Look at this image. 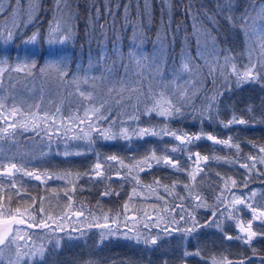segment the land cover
<instances>
[{
  "label": "trees",
  "instance_id": "obj_1",
  "mask_svg": "<svg viewBox=\"0 0 264 264\" xmlns=\"http://www.w3.org/2000/svg\"><path fill=\"white\" fill-rule=\"evenodd\" d=\"M7 2V0H6ZM123 2V0H122ZM202 2L208 8H213L215 0H198L195 7L200 6ZM238 7L236 14L239 15L243 11L247 0H236ZM188 0H172V16L171 27H165L161 24V7L159 0H153V17L151 24L145 23L143 29L144 43L143 50L146 54H153L159 47L157 40L158 34L167 49L166 52V71L163 78L155 76V78L148 77L143 83L142 90L147 92L149 87L153 90H159L162 87L161 79L164 83L173 79V72L179 71L181 62L182 49L187 48L189 52L195 55V41L186 42L185 35L192 31V21L190 17L184 12ZM40 11L37 13L38 19L27 28L23 29L26 35L39 30L40 33L46 37L49 30L50 22L55 24L56 21L63 23L65 19L72 16L68 21L73 27V39L64 45H56L57 48H63L61 55L67 58L69 71L83 75V69L89 67L90 62L93 64L92 70L88 75L97 76L105 67L111 66L112 61L96 64V57L100 52L99 45L104 44L109 53L112 52L113 43L123 52L127 53L132 44V29L131 27H122V21L118 15L117 22L113 28L110 24L105 29V35H100V30L97 27L95 31L91 27L95 23V8L98 6L103 13V0H66L61 3L57 9L56 0H39ZM122 12V9H121ZM255 15V13H253ZM135 11L133 10V17ZM55 17V21H54ZM110 19V18H106ZM165 25L169 17H163ZM100 23H104L102 19ZM205 27L212 28L206 20ZM218 29V31H217ZM213 30V34L217 37L218 47L221 49H230L231 53L237 57L236 63H247L246 52L248 48H253L255 40H249L239 28H233L228 23L220 20L219 24ZM25 37L17 38L14 43L7 46H0V58L8 57L12 64H15L17 57L20 60L27 59L30 62H36V69L31 74L26 72H18L15 70H6L0 76V103L3 105L15 104L26 111H37L36 106L47 112L54 111L55 107H60L64 115L72 114L77 111L83 104L89 106L88 101L82 100L78 94H75L74 89L65 87L59 82L46 78L39 74V68L48 60V48L44 40L38 41L36 44H24ZM114 59V58H113ZM197 63H202L197 61ZM119 74H123V69L118 70ZM207 69L199 74L196 79L201 81L197 85L201 89L199 92L200 99L195 101L197 107L200 106L201 101L205 95H213L215 91L219 90V116L217 119L201 120L198 116L193 117L192 109H186V115L178 117L167 122V127L176 131L178 135L183 133L188 134H212L218 139H227L233 137V143L240 144V150L230 148L224 145L214 144L206 138L188 145L186 149L176 153L164 151L179 145L171 136H149L143 139H134L126 142L122 139L104 141L96 139V142L89 150L82 141H68L69 147L77 148L78 151L84 152L83 155H72L65 157L63 153L66 151L64 140L49 137L40 129L33 130L31 127L25 130L17 127L14 137L9 138L6 142L0 141L2 150H0V163L4 161H13L18 164H25L29 169L38 170L41 172H48L57 176L64 173H70L66 179H56L54 182L50 181L47 184L35 182L32 180L25 181L22 191L27 194L23 199H15L13 193H6L4 188L0 189V204L5 207L16 209L19 207L22 210L29 209L37 220L41 218L39 214V207L43 198V207L47 215L62 214L68 209L78 212L82 211L84 216L81 217L87 222L82 229L84 235H79L78 239L67 238L65 234L61 235L60 246H50L45 254L43 264H85V261L91 259L96 264H161V260L167 258L170 264H176L183 249L193 250L200 246L205 249V255H217L223 253L230 259H235L240 253L244 256H252L251 248L257 250V255L252 256L251 264H260V256H264V238L257 237L253 240L251 248L244 245L239 240H226L224 233L235 236L239 230L236 227L237 223H247L252 219L251 211L244 206H238L240 209L236 213V220H229L225 217H217L222 224L224 232L214 227L204 228L200 231L198 236L189 237L181 240L179 234L160 242L159 247L155 250L146 248L143 244H138L134 239L124 238L122 236L110 237L100 243V229L89 228L88 225L94 221L97 223H109L113 227L111 221L117 220L120 230L128 229L129 223L126 224L124 215L128 212L130 203L135 207L131 211L138 213H148L150 210L156 212L161 210L166 220H171L173 216L179 219L180 208L183 205L184 211H191V205L196 203L195 195L199 194L202 199L209 205H215L218 202L215 197L222 195L225 198V203H220L218 206L221 210L232 211L229 207L228 201H231L233 194L236 196L250 197L252 192H255V197L249 202L254 206L257 204H264V165L257 164L251 173L247 171L243 164L247 161L244 157L249 155H258V149L252 147V143L256 145H264V123L245 125H234L224 127L218 121H227L233 111L237 115L247 118L244 109L248 106H254L256 115L259 116L261 110L264 109V81L260 83H247L242 86H235L230 81V87L226 89L223 86L221 79L216 80V86L213 87L212 78L207 77ZM190 79L187 73L183 74V81ZM107 87L97 81L95 103L99 105L102 99H107L105 95ZM127 96V93H125ZM135 98L128 103L122 105L114 104L109 99L111 105V115L117 121L116 127L128 126V116L134 114L133 106L135 105ZM141 109L143 105H140ZM82 113V108H81ZM109 113H105L107 115ZM120 121H125L124 125H120ZM154 125L157 130L165 125V122L152 115L150 118L147 115H141L139 126L148 127ZM135 127V124H132ZM252 142V143H249ZM40 144V146H38ZM79 145V147H76ZM155 150L158 156L172 155L178 161L184 171H177L175 169L160 165L144 171L134 173L133 176L125 178L127 175L126 169H120L119 175L116 169L120 166L115 162L105 163L107 156L116 155L124 159L125 165L131 167L134 163L127 157H135L136 160L142 159L146 154H150ZM199 152L201 157L209 156L210 159L205 162L200 161L199 166L193 160L188 159L189 153L195 154ZM211 157H218L219 159H212ZM103 164L104 175L96 177L94 173L89 170L96 162ZM201 169L196 175V179L192 180L188 176V172L195 171L197 168ZM88 173V175H85ZM225 179L228 180L227 188L231 191H223L226 189ZM248 180L247 188L243 187L244 180ZM235 180L236 185L233 186L231 181ZM71 181V183L69 182ZM139 181V184L137 183ZM159 181V184L154 183ZM173 182H176L173 187ZM191 185L193 191L189 194V189L185 185ZM75 185L76 190L73 192L72 188ZM8 186V185H7ZM156 186L158 195L152 199L137 198L134 200L133 193L138 187ZM168 186L170 191L166 192L165 187ZM71 195V199L65 193ZM104 192H110V195H102ZM8 195L13 196L11 205H8L6 198ZM37 198L35 203L31 198ZM181 197L186 199L181 200ZM71 205V207H69ZM32 207L36 208L32 212ZM149 209V211H147ZM173 209H175L173 211ZM109 219L105 220L104 217ZM196 216L201 223L212 218V210L209 208H200L196 210ZM175 227V225H171ZM183 226V225H181ZM164 224L161 225V228ZM36 229V228H33ZM74 228L68 231L73 233ZM144 229V227H142ZM145 230V229H144ZM254 231H264V225L259 221L253 223ZM40 231H43L40 229ZM156 230H153L155 234ZM147 230L145 235H147ZM188 264H201L199 260L192 259ZM211 264V258H209Z\"/></svg>",
  "mask_w": 264,
  "mask_h": 264
},
{
  "label": "snow or ice",
  "instance_id": "obj_2",
  "mask_svg": "<svg viewBox=\"0 0 264 264\" xmlns=\"http://www.w3.org/2000/svg\"><path fill=\"white\" fill-rule=\"evenodd\" d=\"M95 2V0H94ZM198 0H188L184 12L190 17L192 21V31L190 34L185 35V41H195V55L193 56L187 48L182 49L181 62L179 71L173 72V79L167 83L161 79L162 87L159 90H153L149 87L147 92L142 90L143 83L148 77L155 78V76L163 75L166 71V52L160 35L158 34L157 40L159 47L157 51L151 55L146 54L143 50L145 23L151 24L153 17V0H103V13L100 7L95 8V23L91 25L93 31L98 27L100 35H105V29L110 24L113 28L117 22L119 15L122 21V27L132 29V44L127 51L123 52L113 43L112 52L109 53L104 44L99 45L100 52L96 57V64L99 65L102 62L107 64V61L111 60V66H107L101 72L99 77L88 75L92 70L93 64L90 62L87 69H83V75H79L75 72L69 71V65L67 58L63 57L61 53L63 48H57L56 45H64L68 41L73 39V27L68 23L72 19L69 15L63 23L56 21L55 24L50 22L47 36L44 37L39 30L32 32L30 35H26L23 29L32 24L38 19L37 13L40 11L39 0H0V46H7L15 42L17 38L25 37L23 39L24 44H36L40 40L49 45L48 48V60L43 66L39 68V74L46 78L53 79L59 84L63 85L65 89H74L75 94L84 100L88 101L89 106L83 104L77 109L75 113L64 116L61 114V108L55 107L54 111H43L37 105V111L33 112L30 109L27 112L21 111L15 106L10 110L4 109V105L0 103V109L7 111V115L4 111H0V120L3 121L7 127L0 126V141L6 142L9 138L14 137L17 127L27 130L29 126L36 130L40 128L44 133L48 134L49 141L52 140L53 135H60L61 129H63V138L65 147L69 146L68 141H82L84 145L91 150V146L96 142V139H102L104 141H112L122 139L126 142H130L134 139H143L149 136L161 137L171 136L176 141H179L177 147L171 149H165L164 151L170 153H176L187 148L188 145L193 144L196 141L206 138L212 141L214 144L224 145L230 148H234L237 151L240 150L239 143H233L234 138L229 137L227 139H218L212 134H188L183 133L178 135L176 131L167 127V122L186 115V109L191 108L193 117H199L203 119H217L219 116V103L222 93L217 90L211 96L205 95L201 101L199 107H197L195 101L200 99V88L197 87L201 83L199 79H196L203 69H207V77L212 78L213 87L216 86V80L219 78L223 81V86L228 89L230 87V81L235 86H242L247 83H260L264 81V0H247L242 12L239 15L236 14L238 4L236 0H215L213 8H208L202 2L199 7H195ZM61 3H65L66 0H56L57 9ZM161 7V24L165 27H171L172 16V0H159ZM122 9V12H121ZM133 10L135 16L133 17ZM255 13V15H253ZM167 15L169 20L165 25L163 17ZM110 18V19H106ZM104 23H100L101 20ZM207 21L212 25V28L205 27L204 21ZM220 20L231 25L233 28H239L240 31L250 40L253 36H259L260 42L257 48H248L246 52L247 63H236L237 57L231 53L230 49H221L218 47L217 37L213 34V30L219 24ZM55 21V17H54ZM218 31V29H217ZM253 53H256V59H253ZM114 58V59H113ZM20 61V57H17ZM201 61L202 63H197ZM7 64V60L0 58V74L4 72L3 65ZM37 67L35 61L29 62L28 60L20 61L15 66V71L24 72L28 70L31 74ZM122 68L123 74H119L118 70ZM9 70H13L11 65H8ZM187 73L190 79L178 83L182 79L183 74ZM97 81L104 84L107 87L106 96L107 99H102L97 105L95 103ZM127 93V96H125ZM135 98V105L133 106L134 114L128 116V126L116 127L117 121L112 117L109 104V99L116 104L122 105L128 103ZM140 105H143L141 109ZM82 108V113H81ZM109 113L105 115V113ZM247 114V118L237 115L233 111L231 117L225 122L219 120L218 122L224 127H230L234 125H249L264 123V109L261 110L259 116L256 115L255 107L248 106L244 109ZM42 113V114H41ZM141 115H147L149 118L152 115H156L161 118L165 125L157 130V127L150 125L148 127H140L139 122ZM9 117L18 118L23 121L17 123L16 119L9 121ZM59 120V123H57ZM120 125H124L125 121H120ZM107 124L108 127L103 125ZM132 124L136 126L133 127ZM52 129L53 131H50ZM72 133V135H69ZM252 143V142H249ZM79 147V145H76ZM253 148L258 149V155H249L244 157L247 161L242 165L249 173L255 168L257 164L264 165V145H256L252 143ZM0 150H2V144H0ZM84 152L65 151L63 155L65 157L72 155H83ZM194 163L199 166L200 161L207 162L210 157L203 156L199 152L195 154L189 153L188 159L193 160ZM212 159H219L218 157H211ZM126 159L134 161L129 167L125 165L124 159L111 155L105 158V163L115 162L120 167L116 169L117 175H119L120 169H126L128 177L133 176L134 173H139L145 170V168H152L153 164L156 166H166L177 171H184L180 164L172 155L158 156L155 150H152L150 154H146L142 159L136 160L135 157H127ZM103 164L99 161L89 170L94 173L96 177L104 175L101 169ZM199 171L197 168L195 171L188 172V176L192 179H196V175ZM19 173H23V176L35 179L42 184H47L48 180L53 179H66L70 176V173H64L57 176L44 172L38 174L35 170L28 171L26 168L17 166L16 163H10L4 165L0 163V178L7 179V188H4L3 184H0V188H4L6 193H13L15 199H23L27 194L22 191L23 185L17 187L16 176ZM88 175V173H85ZM71 183V181H69ZM139 184V181H137ZM159 184V181H154ZM226 189H222L221 192L227 190L228 180L224 181ZM232 185H236V181H231ZM176 182H173L175 187ZM248 180L245 179L243 187L247 188ZM151 191V186H148ZM165 191L170 189L168 186H164ZM185 188L189 189V194L193 191L191 185H185ZM76 190L73 185L72 191ZM110 192H104L102 195H110ZM69 199L71 195L65 193ZM255 192H252L250 197L236 196L233 194L231 201H228L229 207L232 211L221 210L219 208L220 203H225V198L222 195L215 197L218 202L215 205L207 204L199 194L195 195V201L191 205V211H184L183 205L178 206L180 208L179 219L173 216L171 220H166L164 216H158L155 220L145 215L144 229L147 230V235L143 234L139 229H129L127 232L120 233V227L116 219H113L111 223L116 227H111L109 223H97L93 222L88 225L89 228L100 229L99 237L100 243L104 240L118 233L126 238L134 239L138 244H143L150 250H155L159 247L160 242L165 239L174 237L179 234L181 240L188 239L189 237H195L200 234V231L204 228L214 227L224 232L222 224L217 217H225L229 220H236V213L240 210L238 206H244L251 211L252 219L247 221V225L239 222L236 227L239 232L237 235L232 236L224 233L226 240H239L244 245L251 248L252 242L255 238H264V231H254L253 223L259 221L261 225H264V204L253 205L249 201L255 197ZM33 199L34 203L37 198ZM41 206L39 207V214L41 218L36 219L32 216L28 208L23 211L19 207L12 209L10 206L5 207L0 204V264H43L45 258L46 249L44 245L33 248L32 245L27 243L31 240V234L29 232L32 228L47 230L51 233L64 232L65 229L60 223L51 216L47 215V218H43L46 214V210L43 207V198H39ZM181 200L186 199L181 197ZM13 196L8 195L6 202L11 205ZM71 207V205H69ZM200 208H209L212 210V218L201 223L196 216V210ZM175 209H173L174 211ZM32 212L36 211L35 207H32ZM76 217H83L84 213L78 211L75 213ZM66 217H60V220ZM29 219L32 223H29ZM105 220L109 217L105 216ZM52 223H49V221ZM161 222L164 223V227L161 228ZM140 223L139 220L136 221ZM55 225V227L53 226ZM171 225H175L172 227ZM183 225V226H181ZM125 226H127V221ZM153 230L155 234H153ZM73 232H79L80 235H84L82 229L74 228ZM23 232V235L21 234ZM131 233V235H130ZM69 238L71 234H69ZM24 242V243H21ZM57 244L59 241L57 240ZM7 251V257L5 253ZM252 256L257 255V250L251 248ZM252 256H244L240 253L237 258L230 259L223 253L217 255L209 254L205 255V249L197 246L193 250L183 249L181 255L176 264H188L189 260L196 259L201 264H209V258H211V264H251ZM260 264H264V256H260ZM85 264H96L95 261L89 259L85 261ZM125 264V262H121ZM161 264H170L167 258L161 260Z\"/></svg>",
  "mask_w": 264,
  "mask_h": 264
},
{
  "label": "rangeland",
  "instance_id": "obj_3",
  "mask_svg": "<svg viewBox=\"0 0 264 264\" xmlns=\"http://www.w3.org/2000/svg\"><path fill=\"white\" fill-rule=\"evenodd\" d=\"M255 40V44L253 43V48H257V45L259 44L260 42V37L259 36H253L251 37V40ZM257 51H258V48H257ZM4 59L7 60V64L3 65L2 67L4 68V72H6V70H8V65H11V62L8 60V57H4ZM253 59L255 60L256 59V53H253ZM24 60H27V59H22L20 61H24ZM20 61H16L15 64H12V68L13 70L15 69V66L20 62ZM29 61V60H28ZM30 62V61H29ZM28 70H25L24 72H26ZM2 73V74H3ZM0 74V76L2 75ZM16 107L18 109H20L21 111H24V112H27L24 108H21L15 104H11V105H4V109L10 111L13 107ZM4 109H0V111H4V114L7 115V111H5ZM35 112V111H33ZM42 114V113H41ZM62 115H64L62 112H61ZM69 115V114H68ZM64 116H67V115H64ZM13 119H16L17 120V123H22L23 121L19 120L18 118H13V117H9V121L11 122ZM57 123H59V120H57ZM0 126H3V127H7V125H4L3 124V121L0 120ZM104 127H108L107 124L103 125ZM31 127V126H29ZM28 127V128H29ZM32 128V127H31ZM33 129V128H32ZM37 129H40V128H37ZM41 130V129H40ZM50 131H53L52 129H50ZM41 132H43L41 130ZM63 129H61V134L60 135H53L52 138L54 139H60L61 142L64 140L63 138ZM46 134V133H45ZM69 135H72V133H69ZM48 136V134H47ZM49 137V136H48ZM40 146V144L38 145ZM66 151H69V152H76L78 151L77 148H72V147H67L66 148ZM10 163H15L13 161H4V165H8ZM17 166H21L23 165L24 168H26L28 171H34L32 169H29L25 164H18L16 163ZM38 174H41V173H44V172H41V171H38V170H35ZM16 179L18 181L17 183V187H20L21 184L24 186L25 184V181L27 180H32V181H35V182H39V181H36L35 179H32V178H29V177H26V176H23V173H19L17 174L16 176ZM56 179H53V180H48L47 182H54ZM0 184H3L4 185V188H7V179L6 178H0ZM2 190V188H0ZM158 195V192H157V188L156 186H151V191L149 190V187L148 186H145V187H138L134 193H133V196H134V200H136L138 197L139 198H142V199H152L154 198L155 196ZM133 207H135L134 204L130 203V206L128 207L129 210L128 212L124 215V220L127 221V223H129V227L128 229H123V230H120V233H123V232H127L130 228L131 229H139L143 234H145V231L144 229H142V227L144 226V223L146 222L144 220V217L145 215H147L148 217H151L153 220H155L158 216H164V214L162 213L161 210H156V212H152L151 210L149 211V209L147 211H149L148 213H138L136 211H131L133 209ZM23 211V210H22ZM32 216H34L33 214H31ZM56 221L57 223H60L61 226L65 229L64 232H56V233H51V232H48L47 230H43V231H40V229H30L29 232L31 234V240L30 241H27V243H29L30 245L33 246V248H36V247H39L40 245H44L45 249H46V253H47V250L50 246H60V244H57V240L59 242H61V235L65 234V236L67 238H69V234H71V237L75 240V239H78L79 238V235L78 233H72V232H69L68 230L70 228H82L83 225H86L87 222L84 221L83 218L81 217H76L75 215V211H72V209H68L66 211H64L62 214H57V215H54L52 216ZM60 217H66L65 219L63 220H60L59 218ZM165 218V217H164ZM251 219V218H250ZM139 220L140 223L137 224L136 221ZM29 223H32V220L29 219ZM49 223H52V221L50 220ZM164 224L163 222H161V225ZM245 226L247 225V223H244ZM55 227V225H53ZM111 227H113L112 225H110ZM21 234L23 235V232H21ZM131 235V233H130ZM117 236H122L124 237L123 235L121 234H117L115 235V237ZM114 237V236H112ZM71 238V239H72ZM126 238V237H124ZM21 243H24V242H21ZM5 256L7 257V251L5 253Z\"/></svg>",
  "mask_w": 264,
  "mask_h": 264
}]
</instances>
